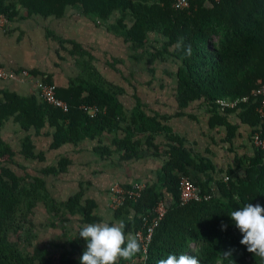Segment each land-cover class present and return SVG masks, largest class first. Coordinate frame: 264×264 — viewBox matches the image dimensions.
<instances>
[{"label": "trees", "instance_id": "obj_1", "mask_svg": "<svg viewBox=\"0 0 264 264\" xmlns=\"http://www.w3.org/2000/svg\"><path fill=\"white\" fill-rule=\"evenodd\" d=\"M174 2L0 0V14L13 21L20 13L19 6L28 15L44 18H61L69 9L76 10L82 17L105 25L109 32L122 37L134 52L140 51V57L151 65V74L156 73L157 62L172 59L178 63L179 108L204 102L214 114V120L227 128L228 140L234 136L236 126L229 122L227 114L220 115L218 101L249 98L240 105L242 111L237 115L251 127L252 141L262 123L256 108L263 98L257 91L264 89V0H195L184 10H175ZM48 35L62 53L78 61L80 73L70 80L67 88L57 86V97L68 104L66 111L34 96L23 98L5 92L0 98V129L12 120L27 133L20 150L0 137V264H79L85 243L79 238V230L85 224L101 220L93 202L82 203L83 192L66 201L53 196L47 178L65 173L71 162L62 158L56 165H43L45 153L37 150L33 135H39L47 126L55 127L50 150H58L67 143L77 144L84 139L93 140L105 131L113 132L121 121L127 123L126 137L117 143V148L131 158L138 156L141 140L137 134L146 137V142L159 152L154 140L170 130L164 125L165 116L147 113L140 103L126 118L118 98L123 89L101 76L93 64V56L76 42L53 33ZM83 106L96 107L98 111L91 116ZM167 137L176 142L168 146L169 160L163 168V182L168 189L163 191L147 184L141 199L127 201L114 210L118 220L129 209L135 212L133 221H125V233L136 235L154 207L161 200L167 201L166 192L175 200L155 230L148 251L144 253L141 247V253L135 257L136 264H157L170 253L196 256L200 264H264L240 244L242 234L229 216L246 203L264 206V150L254 146L252 157L235 156V167L244 174L230 168L229 181L217 182L219 196L181 206V175L176 173L187 175L186 168L193 159L177 138ZM210 182L199 184L204 193L210 192ZM41 206L49 216L48 223L36 222ZM70 216L79 218L78 225L67 229ZM46 229L53 232L61 229L63 234H54L58 237L56 242L44 243L38 233ZM227 252L231 256H225ZM119 264L128 262L121 260Z\"/></svg>", "mask_w": 264, "mask_h": 264}, {"label": "crops", "instance_id": "obj_2", "mask_svg": "<svg viewBox=\"0 0 264 264\" xmlns=\"http://www.w3.org/2000/svg\"><path fill=\"white\" fill-rule=\"evenodd\" d=\"M18 9L20 13L10 21L9 28L0 30V66L26 70L30 77L0 81V98L9 92L23 98L34 96L42 101L39 95L42 85L51 81L58 87L67 88L70 80L79 75L78 61L68 53H62L59 45L48 38V34L53 33L81 45L93 56V64L101 76L123 89L124 92L118 98L124 106L126 118L140 103L147 113L165 116L167 120L164 125L170 129L167 134H160L154 140L159 152L150 142H146V137L137 134V139L141 140L136 152L138 156L131 158L117 148V143L126 137L127 123L121 121L117 122V130L113 132L105 131L93 140L88 138L77 144L67 143L58 150H50L56 128L47 126L42 129L39 135H33L37 150L45 153V162L42 164L56 165L62 158L71 162L65 173L47 178L48 187L57 200L66 201L83 192L82 203L93 202L101 220L109 223L120 221L115 218L114 210L110 207L114 185L130 188L137 183H145L163 191L168 189L163 182V168L169 160L166 154L168 146L176 145V142L168 139V135L177 138L190 151L193 159V163L186 168L187 175L176 174L194 181L203 195H210L211 199L219 196L217 182L220 179L229 181L227 173L230 168L237 170L240 175L244 174L235 167L234 158L236 155L252 157L255 153L251 127L242 123L237 115L242 111L240 105L247 102H242V99L222 100L235 102L234 107H222L218 103L221 106L220 115L227 114L229 122L236 126L234 136L228 140L227 128L214 120V114L204 102H194L183 110L179 108L176 99L179 64L172 59L165 63L157 62L156 73L151 74V65H147L146 59L140 57V51L134 52L122 37L109 32L105 25L95 24L82 17L74 9H69L61 18L28 15L21 6ZM125 67L129 76L123 73ZM227 109H230L228 113ZM260 128L264 130L260 124L255 133ZM26 135L12 120L0 129V137L15 150L21 149L22 139ZM207 181H211L210 192L204 193L199 184L205 185ZM167 194L166 202L172 206L175 200ZM40 208L48 221L45 208ZM134 218L135 212L129 209L121 220L131 222ZM78 219L70 216V223L65 227L74 228L78 225ZM61 229L54 232L46 229L43 242H56L58 237L54 234L62 235ZM136 261L134 259V264Z\"/></svg>", "mask_w": 264, "mask_h": 264}, {"label": "clouds", "instance_id": "obj_3", "mask_svg": "<svg viewBox=\"0 0 264 264\" xmlns=\"http://www.w3.org/2000/svg\"><path fill=\"white\" fill-rule=\"evenodd\" d=\"M229 216L242 234L240 244L264 261V206L246 203L231 211ZM79 238L85 242L79 264H119L121 260L134 264L135 257L142 250L139 238L125 233L124 220L85 224L79 230ZM224 255L231 256V253ZM157 264H200V260L196 256L170 253L159 259Z\"/></svg>", "mask_w": 264, "mask_h": 264}, {"label": "built area", "instance_id": "obj_4", "mask_svg": "<svg viewBox=\"0 0 264 264\" xmlns=\"http://www.w3.org/2000/svg\"><path fill=\"white\" fill-rule=\"evenodd\" d=\"M195 0H175L173 7L175 10H184L188 9L191 6V3ZM220 2L222 0H216ZM10 20L6 15L0 14V30L6 31L9 28ZM17 77L28 78L29 72L26 70H17V69H8L3 66H0V81H11ZM57 86L54 84H45L41 86L40 98L43 102L52 105L56 108H60L64 111L68 109V104L63 100L59 99L56 95ZM257 95H262L263 98L259 102L256 112L258 117L261 120V125L264 124V89H259ZM248 98H243L242 102H248ZM222 107H234L235 102H218ZM87 111L91 116H94L97 113V108H88L82 107ZM264 130L260 128L256 133H254L252 138V143L256 148H261L264 150ZM228 180V178H226ZM147 189V184L137 183L130 188H124L121 185H114L111 189V203L110 207L113 210H117L127 201L137 202L141 199L143 193ZM212 196L203 195L201 189L195 184L194 181L183 176L180 181V192H179V204L185 206L191 202H200L202 200H209ZM168 202L161 200L152 210V213L144 219L143 229L136 233V236L141 242V247L146 253L148 251L149 245L152 241L155 230L158 228L159 224L165 218L166 214L170 209Z\"/></svg>", "mask_w": 264, "mask_h": 264}, {"label": "rangeland", "instance_id": "obj_5", "mask_svg": "<svg viewBox=\"0 0 264 264\" xmlns=\"http://www.w3.org/2000/svg\"><path fill=\"white\" fill-rule=\"evenodd\" d=\"M123 73L126 74V76H129V71H128V69H127L126 67L123 69ZM28 165H29V164H28ZM29 168H30V166H29ZM17 171L19 172V174L22 173L21 170H17ZM40 209H41V208H40ZM40 209H38V211H37V215H36V217H35L36 222H37L38 224L48 223L47 219L45 218V215L43 214V212H42ZM38 235H39L40 237L44 238V230H42L41 232H39Z\"/></svg>", "mask_w": 264, "mask_h": 264}]
</instances>
